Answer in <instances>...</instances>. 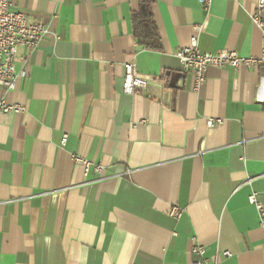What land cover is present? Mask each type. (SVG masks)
<instances>
[{
	"label": "crops",
	"instance_id": "crops-1",
	"mask_svg": "<svg viewBox=\"0 0 264 264\" xmlns=\"http://www.w3.org/2000/svg\"><path fill=\"white\" fill-rule=\"evenodd\" d=\"M257 1L155 0L158 49L134 37L143 0L13 1L47 33L0 88L23 107L0 113V264H191L193 243L211 262L264 264L248 202L264 212V66L209 67L194 92L175 56L197 36L201 53L264 57ZM129 61L152 81L124 95Z\"/></svg>",
	"mask_w": 264,
	"mask_h": 264
},
{
	"label": "built area",
	"instance_id": "built-area-1",
	"mask_svg": "<svg viewBox=\"0 0 264 264\" xmlns=\"http://www.w3.org/2000/svg\"><path fill=\"white\" fill-rule=\"evenodd\" d=\"M14 0H0V88L11 91L14 88L17 77L15 71V59L19 48L26 51H35L39 43L47 33L46 27L41 22L31 21L24 13L13 8ZM202 4H208L209 0H200ZM264 0H258L255 6V12L251 15V22L259 29L262 40L264 42ZM182 72L191 73L193 75L194 92L199 91L205 82L206 72L209 67L223 69L231 68H251L264 66V57L260 58H243L232 51H216L213 53H201L197 46V36L189 39L187 46L178 49L175 53ZM123 79L121 82V93L124 95H133L137 92L144 91L151 83L152 78L147 75H141L137 72L133 62H125L123 64ZM23 107L15 104H8L0 97V113H19ZM221 119H207L206 127L212 128L222 124ZM66 142V136L61 139V145ZM76 163L83 164L85 172L90 168L97 174L101 173L102 168L88 161L74 158ZM249 204L253 205L258 212V220L260 227L264 230V212L261 205L256 201L254 195L248 198ZM171 216L177 219L180 213L176 208H172ZM189 253L198 257L191 264H218L219 259L212 262L205 258L204 247L193 243L189 249ZM222 258H229L228 252L220 253Z\"/></svg>",
	"mask_w": 264,
	"mask_h": 264
},
{
	"label": "trees",
	"instance_id": "trees-1",
	"mask_svg": "<svg viewBox=\"0 0 264 264\" xmlns=\"http://www.w3.org/2000/svg\"><path fill=\"white\" fill-rule=\"evenodd\" d=\"M155 0H143L140 8L133 14L134 37L138 44L145 49H158V39L152 14L150 12V5Z\"/></svg>",
	"mask_w": 264,
	"mask_h": 264
}]
</instances>
